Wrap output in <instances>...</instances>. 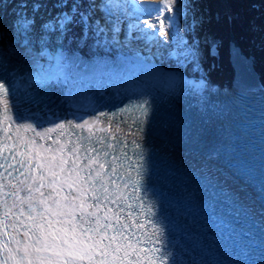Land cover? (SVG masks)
<instances>
[{"label":"snow or ice","instance_id":"1","mask_svg":"<svg viewBox=\"0 0 264 264\" xmlns=\"http://www.w3.org/2000/svg\"><path fill=\"white\" fill-rule=\"evenodd\" d=\"M16 4L10 29L0 28V264H171L155 205L141 195L140 140L158 111L151 85L165 79L154 71L156 56L175 53L178 63L191 65L199 81L184 85L194 92L208 83L204 48L215 56L219 47L202 35L209 21L195 0H56L54 14L44 0ZM125 50L142 65L131 77L135 87L95 93L90 111L83 104L67 109L64 99L57 107V91L71 95L67 85L93 75L105 57L119 54L127 63ZM145 50L152 55H141ZM45 57L47 66L40 63ZM13 60L31 66L22 74ZM206 131L181 124L177 145L193 156ZM221 159L215 147L202 153L206 185L233 203L239 193L230 178L256 188L261 206L247 214L264 222V181L239 162L221 166ZM236 264H264V255Z\"/></svg>","mask_w":264,"mask_h":264},{"label":"bare ground","instance_id":"2","mask_svg":"<svg viewBox=\"0 0 264 264\" xmlns=\"http://www.w3.org/2000/svg\"><path fill=\"white\" fill-rule=\"evenodd\" d=\"M44 2L48 6V11H51L53 14L58 11L52 8L56 0H44ZM71 2L72 0H69V4H71ZM145 2L160 3V0H145ZM244 7H246V9ZM30 8L31 3H29V9ZM197 8L199 14L205 16L209 21L204 25L202 35H208L219 42V54L217 58L212 55L209 56L206 51L207 48H204L202 64L207 73L208 83H206L200 91L194 92L184 85L185 80L189 82L199 81L200 74L193 73L191 65L178 63L179 55L175 53L172 59H169L163 51L160 55L156 56L154 58V71L158 78L163 76L165 79L163 82H159L158 80L152 83L151 87H158L156 89L159 90H154V95L156 98H160L163 101L169 98L172 102H177L176 104L183 108L184 115L181 122L175 121L171 129L165 130L161 128L162 123L158 122L157 117H154L144 128L151 129L152 127L156 132L150 134L144 130L143 138L140 140V143L158 148V150H165L170 152V154H177L184 158L185 162L192 165L194 164L196 168H199L202 153L208 148L213 147V142L215 140H225L229 138L227 135L230 130L228 127L230 120L234 116L240 119L242 118V114L233 112L234 110L231 108V106L235 105V103H232L234 91H238V88L234 85L235 75L240 69L251 71L254 77H256L259 85L257 89L252 87L249 88L253 92L247 89L246 92H248V94L247 96H243V98L248 99L253 97L252 94H258L259 92L263 96V107H261V110H257L261 114L264 113V0H200ZM239 10H241V12H239ZM17 12L18 6L16 0H0V28L6 31L10 29L15 19L14 14ZM44 13L45 10L42 9L41 15H44ZM243 15L247 16L249 20L247 24L243 21ZM145 19L150 18L146 17ZM229 20H231V22H229ZM139 46L142 47V45ZM54 50L55 46H52L48 51L51 54ZM65 55L70 56L72 53L65 51ZM76 55L79 56L81 54L76 53ZM125 55L129 56L127 57V61L138 67L139 69L136 70L141 73L142 65L139 63L138 58L127 50H125ZM141 55L150 56L152 53L145 50L141 52ZM95 58L99 59V57H94L93 59ZM105 60L108 61L101 62L99 68L93 75H89L86 78L87 80L75 85L70 82L68 85L71 87L83 88L87 86L88 81L89 83L105 87L109 92L116 88L130 91L135 87L131 77L123 75L124 73H121L119 76L113 73L111 63L120 64V62L125 60L123 56L116 54L112 57H105ZM92 62L95 63L96 61ZM12 63L13 65H18L22 74L26 73L31 66L30 61L27 60L22 63L13 60ZM40 63L47 66L49 60L45 57L40 60ZM123 70L124 68L122 67L120 71ZM89 78L98 80L93 82L89 81ZM124 83H131V85L126 86ZM221 97H225V100L223 99L225 103L221 100ZM55 99L57 107H60L59 102L62 98L58 92H56ZM72 99L71 101L64 99L67 101L65 108L72 110L76 109L73 106H75L78 99L75 98V96H73ZM238 101L242 102L243 99H239ZM79 102L80 100L77 103ZM81 104L85 105L86 110L90 111V108H87L90 103L81 102ZM252 104V99L247 102V108L244 110L245 118H257L256 122L264 125V116L259 115L256 109L251 108L250 106ZM256 105L258 106L259 104ZM61 110L63 111L64 108ZM79 114L83 113L81 112ZM181 124H190L195 129H207L204 134V143L201 145L200 152L193 156L187 155L183 148L177 145L175 129ZM159 125L166 135H158L160 131ZM165 131H167L169 135ZM163 138H165V140ZM219 164L223 166L220 162ZM212 170L215 173L216 166H213ZM221 170L224 171L223 168H221ZM229 185L241 195V201L245 203L248 208L255 206V208L258 209L261 206V198L256 188L246 186L243 180L235 177L229 179ZM257 220L264 226V222H261L259 218H257Z\"/></svg>","mask_w":264,"mask_h":264},{"label":"water","instance_id":"3","mask_svg":"<svg viewBox=\"0 0 264 264\" xmlns=\"http://www.w3.org/2000/svg\"><path fill=\"white\" fill-rule=\"evenodd\" d=\"M245 15H243V21L247 24L249 22L248 19H246ZM218 54L215 55V57L217 58L218 57ZM99 59H93V61H97ZM104 61H108V60H104ZM112 66V69H113V73H116L118 76L121 74V73H124L123 75H127L128 77H132V75H140L141 73L136 70V69H139L138 67H136L133 63H130L127 61V63L125 62H120V64H114V63H111ZM121 65H123L122 67L124 68L123 71H120L121 70ZM259 86L258 83H257V79L256 77H254V74L251 72V71H248V70H244V69H240L239 71L236 72V75H235V87H238L239 89H242V88H254V89H257Z\"/></svg>","mask_w":264,"mask_h":264},{"label":"rangeland","instance_id":"4","mask_svg":"<svg viewBox=\"0 0 264 264\" xmlns=\"http://www.w3.org/2000/svg\"><path fill=\"white\" fill-rule=\"evenodd\" d=\"M199 1H200V0H195L196 6H198ZM244 8L246 9V7H244ZM239 12H241V10H239ZM245 17H246V19H248L247 16H245ZM212 20H213V18H212ZM241 24H242V23H241ZM134 47H137V46H134ZM138 47H141V46L138 45ZM141 48H142V47H141ZM206 51H207V53H208V50H206ZM208 54H209V53H208ZM177 55H178V54H177ZM209 56H211V55H209ZM234 85H235V83H234Z\"/></svg>","mask_w":264,"mask_h":264}]
</instances>
